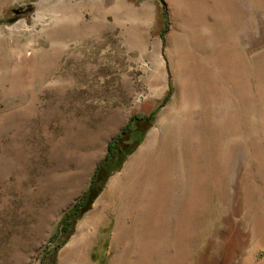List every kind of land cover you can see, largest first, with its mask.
Wrapping results in <instances>:
<instances>
[{
  "label": "rangeland",
  "instance_id": "1",
  "mask_svg": "<svg viewBox=\"0 0 264 264\" xmlns=\"http://www.w3.org/2000/svg\"><path fill=\"white\" fill-rule=\"evenodd\" d=\"M120 2L0 0V264H264V0Z\"/></svg>",
  "mask_w": 264,
  "mask_h": 264
},
{
  "label": "trees",
  "instance_id": "2",
  "mask_svg": "<svg viewBox=\"0 0 264 264\" xmlns=\"http://www.w3.org/2000/svg\"><path fill=\"white\" fill-rule=\"evenodd\" d=\"M168 96L169 93L165 97L163 103H165L168 100ZM148 119H152V117L150 116ZM135 120H138L137 116H133L130 120V123H128V125L123 129L121 135H119L115 140L109 143L107 156L104 159L103 163L95 170L88 189L81 196V198L64 214L60 222V230H59L60 235L65 234L66 238H68L69 235L71 234L70 231L71 227L91 207L94 199L100 192L99 179H98L99 171L100 170L104 171V180H106L107 177L110 175V173L113 171V169L117 168L124 161L125 157L131 153L132 146H129L128 144L129 139H123V136L127 134L128 131H130L132 123ZM143 132L144 130H142V132L140 133ZM122 141H124V144L121 143ZM119 143L122 146H120ZM64 243L65 241L58 244L56 243L57 245L54 249V252L52 253L51 259L49 260V264H54L57 250L61 248V246L64 245Z\"/></svg>",
  "mask_w": 264,
  "mask_h": 264
},
{
  "label": "bare ground",
  "instance_id": "3",
  "mask_svg": "<svg viewBox=\"0 0 264 264\" xmlns=\"http://www.w3.org/2000/svg\"><path fill=\"white\" fill-rule=\"evenodd\" d=\"M62 3V2H61ZM115 5V4H114ZM61 7L62 8H64L62 5H58V8H57V10L58 11H61V13L59 14V16L56 18L57 19V21L56 22H58L57 23V25H58V27H57V29H63V28H67V29H69V28H72L73 27V24H74V20H76L75 19V17L74 16H72V15H70V14H68L69 12L67 11V12H65V11H62V10H59V9H61ZM56 9V8H55ZM114 10L116 11V12H118V11H120L121 10V2H120V0H117V4L115 5V7H114ZM142 14L144 15V16H149L150 15V8L149 7H146V8H144L143 9V11H142ZM176 99L174 100V102H173V106L169 109V110H167L166 112H165V114L159 119V121H158V129H164V130H166V131H168L167 132V134H168V136H174V135H178L177 134V132H178V129H179V127H177V125L175 124V123H177V122H174V120H173V118H174V116L177 114V112H178V110H176ZM168 119V120H167ZM180 124V123H179ZM181 125V124H180ZM181 126H183V125H181ZM180 130V129H179ZM179 133V132H178ZM155 132H153V133H151L150 135H149V137L147 138V140H146V143H145V146H144V148H143V150H145L146 148H150L149 146L153 143V141H156V140H154L155 138H154V136H155ZM158 134V133H157ZM156 137V136H155ZM176 137V136H175ZM159 138V137H158ZM140 159V156H138L135 160H133L131 163H130V165H129V168H128V170L130 169V168H132V166H134V164L137 162V160H139ZM114 184V182H111V184L109 185V187L107 188V190H106V192H105V194H104V196H103V198L105 199L107 196H108V194H109V192H110V190L112 189V185ZM96 215H98L97 213H95V214H93V215H91V216H89V217H87L84 221H83V223L81 224V229H82V227L86 224L87 225V223H89L90 221H91V218L93 217V220H94V218H95V216ZM82 238H84L83 237V234H81V236L80 237H78V241H82ZM73 248V247H72ZM73 253V252H72Z\"/></svg>",
  "mask_w": 264,
  "mask_h": 264
}]
</instances>
